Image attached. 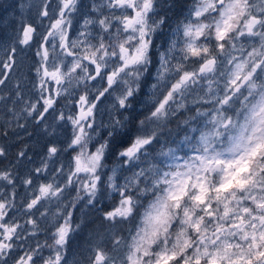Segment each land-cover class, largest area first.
Returning <instances> with one entry per match:
<instances>
[{"label": "snow or ice", "instance_id": "1", "mask_svg": "<svg viewBox=\"0 0 264 264\" xmlns=\"http://www.w3.org/2000/svg\"><path fill=\"white\" fill-rule=\"evenodd\" d=\"M0 264H264V0H0Z\"/></svg>", "mask_w": 264, "mask_h": 264}, {"label": "rangeland", "instance_id": "2", "mask_svg": "<svg viewBox=\"0 0 264 264\" xmlns=\"http://www.w3.org/2000/svg\"><path fill=\"white\" fill-rule=\"evenodd\" d=\"M29 130L31 131V128Z\"/></svg>", "mask_w": 264, "mask_h": 264}]
</instances>
